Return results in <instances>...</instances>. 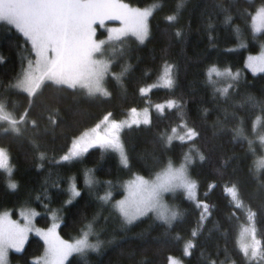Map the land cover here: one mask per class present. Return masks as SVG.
Segmentation results:
<instances>
[{
    "label": "trees",
    "instance_id": "obj_1",
    "mask_svg": "<svg viewBox=\"0 0 264 264\" xmlns=\"http://www.w3.org/2000/svg\"><path fill=\"white\" fill-rule=\"evenodd\" d=\"M124 1L137 7L153 2ZM261 4L264 0H184L177 20L170 23L163 16L176 10V0H163V6L150 19V35L145 42L128 36L127 43L119 45L111 57L110 71L105 78L109 96H88L79 90L46 82L47 86L36 96L28 117L37 120V127L29 126L16 137L0 133V146L8 150L14 166L11 179L17 183L16 188H9L5 174L0 171V210L9 209L16 215L17 206H30L37 210L36 224L44 228L49 223V212L59 209L58 233L67 240L75 238L81 227L92 221L103 245L99 251L89 250L83 258L72 254L65 264L69 260L71 264H85V261L87 264H166L170 254L183 256V264H210L211 261L229 264V260L236 264H264L259 257L248 261L240 252L236 230L243 218V209L235 206L224 190L226 184L235 182L238 185L245 205L256 212L255 226L264 243V169L257 170L254 164L255 153L259 151L255 136L261 130L257 127L254 133L252 123L259 108L247 102L235 103L244 101L248 95L264 101V72H253L245 65L247 54L259 49V42L251 30L250 16L246 18V15ZM226 14L232 16L229 23H224ZM234 25L241 29L240 41ZM174 28L183 30L181 37L175 36ZM261 37H264V30ZM241 41L245 43L240 44ZM30 52L31 46L22 34L0 21V56L4 57L0 60V99H5L8 109L17 115L28 104L27 94L7 86ZM164 60L175 65L174 86L169 89L157 85L141 94L142 85L157 80ZM212 63L238 73L239 79L228 99L219 94L214 96L206 82L204 69ZM125 64L128 68L118 81L111 73H120ZM220 82L221 85L229 83L224 78H220ZM170 98L179 100L180 107H165L163 112L150 107ZM133 107H149L151 125L141 122L122 128L121 140L129 166L122 164L114 151L102 152L97 145L90 147L74 163L58 161L57 157L67 150L72 138L97 122H103L105 113H111V118L118 120ZM53 108L58 109L54 125L48 119ZM180 119L199 133L192 143L205 159L197 156L189 165V173L197 181L198 198L210 206L209 215L187 255L183 253L184 239L174 237L176 233L185 239L189 237L192 228L197 227L200 209L183 192L177 191L171 203L185 214L167 232L162 222L150 215L122 228L110 204H103L99 199L106 191L111 193L110 200L119 199L124 192V182L131 179L133 173L151 177L169 159L179 164L189 143L173 139L170 145H163L159 133L171 130L173 124L179 125ZM218 120L224 126L219 131ZM237 125L244 130L247 139L233 140L232 129ZM260 127L264 131L261 124ZM181 130L178 127L177 131ZM249 139L253 140L251 149ZM37 151L46 155L41 159ZM85 168H91L99 181L92 188L83 182ZM69 176L77 178L81 194L69 204H63L67 199L64 189ZM210 183L213 184L211 188L208 187ZM43 250L42 238L30 234L19 252H10L9 264H28L30 257L41 255Z\"/></svg>",
    "mask_w": 264,
    "mask_h": 264
},
{
    "label": "snow or ice",
    "instance_id": "obj_2",
    "mask_svg": "<svg viewBox=\"0 0 264 264\" xmlns=\"http://www.w3.org/2000/svg\"><path fill=\"white\" fill-rule=\"evenodd\" d=\"M184 0H176L175 11L163 16L167 22H175ZM163 6V0H153L144 7H136L125 3L124 0H0V21L7 22L14 27L26 42L31 46V52L22 63L21 70L16 77L10 81L7 87L20 90L27 94L28 104L18 115L14 110H9L7 101L0 99V133L4 135L20 136L27 127L36 128L37 120L29 119L33 102L47 86L46 82H52L57 86H67V89L79 90L88 96H109L105 87V78L109 74L111 59L104 56V45L107 42L119 44L128 39V34L135 37L136 41L143 43L150 35V19ZM227 13V9H224ZM252 33L264 29V4L258 6L255 11L248 12ZM114 18L120 21L119 26L107 27L108 35L102 39L94 38L96 29L94 22L99 21L104 26V21ZM232 19L230 14L224 17V23ZM236 38L241 40V29L233 26ZM177 38L181 37L182 29H173ZM264 49V43L261 44ZM113 55L115 50H111ZM34 55V59H33ZM4 57L0 56V60ZM245 63L253 72H264V51L258 56L249 55ZM128 68L125 64L120 73H111L118 81L120 76ZM175 65L167 60L163 61L158 81L165 87L171 89L175 83ZM207 84L211 87L213 95L228 99L233 87L237 83L238 73H233L230 68L219 67L216 63L209 64L204 69ZM220 78L229 83L221 85ZM156 85L141 86L139 92L147 93ZM259 108V113L253 118V130L257 131V123L264 127V101H258L255 97L248 95L244 101ZM15 103V102H13ZM169 109L174 106L180 107L181 102L176 99H168L162 103L150 105V107L163 112L164 106ZM130 113L142 112V121L145 125H151L149 107L138 110L135 107L128 110ZM207 111V109H205ZM227 110L225 109V112ZM58 109H51L48 115L49 121L54 125L57 120ZM103 122H97L90 129H85L79 135L72 138L67 150L57 157L58 161L76 162L90 147L99 145L103 151H114L119 155L120 162L129 166V157L121 140V128L125 123H141V117L135 121L117 120L111 118V113H105ZM217 131L224 126L221 121ZM178 127L183 130L176 136ZM233 140L247 139L244 130L237 125L232 129ZM199 133L195 127H189L184 119H180L179 125L173 124L171 130L165 129L159 133V141L163 145H170L173 139L187 141L188 149L179 162L175 164L169 159L162 168L155 172L150 178L132 174V179L124 182L125 195L118 200H110L111 193L104 192L99 199L111 205V211L118 215L122 228H127L136 222L138 218L152 216L155 220L162 222L165 231L181 220L184 211L177 205L171 204L164 199V194L180 190L189 200L195 202L200 209L197 227H193L188 238L181 237L176 233L175 239H184L183 252L187 255L195 243L199 229L203 227L206 217L209 215V205L197 196V181L189 173V165L198 156L204 160L205 156L199 148L192 143L193 138H198ZM264 146V131H260L255 137ZM253 143L248 140L249 148ZM35 147L39 148L36 141ZM37 157L43 158L46 153L37 151ZM223 162V161H222ZM37 167L40 164L37 163ZM13 165L8 150L0 146V171H3L5 182L9 188H16L17 183L11 179ZM257 170L264 169V156L257 158L255 165ZM83 182L85 186L92 188L99 181L95 178L91 168L83 170ZM110 184V181H105ZM58 187V185H57ZM209 188L213 184L208 185ZM225 192L231 197V202L238 208L246 210L247 223L241 226L237 244L246 260L252 261L257 257L264 262V243L258 235L255 226L256 212L245 205L238 185L233 182L225 185ZM67 199L63 204H69L75 197L81 194L78 180L74 176L67 177V186L64 189ZM11 210L0 211V264H9L8 250L15 249L19 252L24 247V241L29 232L35 231L44 241V250L39 256L29 258L28 264H65L72 254L81 258L85 257L89 250L99 251L104 241L99 239L95 232L93 222L88 221L82 227L78 235L71 239H62L56 231L59 209H54L49 215L53 223L47 229L36 228L32 223V217L36 215L34 209L21 207L17 209L18 218L12 219L9 215ZM23 219V223L20 222ZM94 219V218H93ZM90 237H96L94 239ZM241 237H245L241 240ZM71 264V261H68ZM85 264L87 262L85 261ZM168 264H183V261L171 254L168 256ZM210 264H216L211 261ZM223 264V261H221ZM229 264L236 261L229 260Z\"/></svg>",
    "mask_w": 264,
    "mask_h": 264
},
{
    "label": "rangeland",
    "instance_id": "obj_3",
    "mask_svg": "<svg viewBox=\"0 0 264 264\" xmlns=\"http://www.w3.org/2000/svg\"><path fill=\"white\" fill-rule=\"evenodd\" d=\"M125 2V1H124ZM125 3H127V2H125ZM129 4V3H128ZM137 7V6H136ZM142 8V7H141ZM119 24H120V21L119 20H116V19H114V18H109L108 20H105L104 21V26H101V24H100V22L99 21H96V22H94V27H95V29H96V32L94 33V38L95 39H97V40H102V39H104L107 35H108V32H107V27H109V26H112V27H114V26H119ZM263 30L264 29H262L261 31H259V32H256L255 33V39L259 42V49L255 52V53H248L247 54V57L249 56V55H252V56H258L262 51H264V49H262L261 48V44L262 43H264V37H261V34H262V32H263ZM128 36H131V34L129 33L128 34ZM133 37V36H132ZM122 43H124V44H126L127 43V39H124V40H122V42L121 43H119V44H116V43H110V42H107L106 41V43H105V45H104V56H105V58H109V59H111V57L112 56H114L115 54H116V51H117V49H119V45H121ZM245 42L244 41H241L240 42V44H244ZM239 44V45H240ZM238 45V46H239ZM115 50V54L113 55V52L111 51V50ZM246 57V58H247ZM245 65H246V63H245ZM247 66V65H246ZM250 69V68H249ZM251 70V69H250ZM233 73H237V71H232ZM152 85H162L159 81H158V78H157V80H155V82L152 84ZM106 87V86H105ZM108 90V89H107ZM165 107H167V105H165L164 106V108ZM138 110H141V109H138ZM142 112H140V113H130V112H128L123 118H121V119H118V120H131V121H135L137 118H138V116L139 117H141V122H143L142 121ZM102 122V121H101ZM132 123H135V122H132ZM132 123H125V125L124 126H126V125H129V124H132ZM123 126V127H124ZM122 127V128H123ZM257 127L261 130V131H263L262 129H261V127H260V123H257ZM122 128H121V130H122ZM88 129H90V128H88ZM182 131V130H181ZM181 131H177L176 132V136H179V134H180V132ZM260 132V131H259ZM259 132L256 134V136H258L259 135ZM255 136V137H256ZM256 141H257V143H259L258 145H259V151H258V153H255L256 154V156L254 157V164L256 165V163H257V158L258 157H260V156H264V146H262L261 145V143L259 142V140L258 139H256ZM93 146H96V145H93ZM97 146H99V145H97ZM254 148V147H253ZM146 178H150V177H146ZM131 179H132V177H131ZM130 180V179H129ZM124 192H123V195L121 196V197H123L124 195H125V186H124ZM177 191H180V190H177ZM176 191V192H177ZM176 192H169V193H165L164 194V199L167 201V202H169V203H171V199H174V197H175V194H176ZM182 192V191H181ZM120 197V198H121ZM119 198V199H120ZM118 200V199H117ZM103 204H106V202H103ZM172 204V203H171ZM27 207V208H31V209H34V208H32V207H30V206H27V205H21V206H17V208H16V210L17 209H19V208H21V207ZM110 207H111V205H110ZM4 210H9V209H3V210H0V211H4ZM35 210V212H36V215H37V210L36 209H34ZM50 212H52V211H50ZM49 212V213H50ZM9 215L11 216V218L12 219H17L18 218V212L16 211V215H13L12 214V211H10L9 212ZM36 215L35 216H33L32 217V223L35 225V227L36 228H41V229H47L48 227H49V225L51 224V223H53V219H52V217L49 215V223H48V225L46 226V227H40L39 225H37L36 224V221H35V218H36ZM58 215V220H59V222H60V217H59V214H57ZM243 218H241V220L239 221V223H238V226H237V230H236V232H237V238H238V236L240 235V230H241V226L242 225H244V224H246L247 223V216H246V210L245 209H243ZM243 219V220H242ZM20 222L21 223H23V219L22 218H20ZM58 225H59V223H57V226H56V231H57V233H58ZM30 234H36V235H38L35 231H31V232H29V234H28V237H29V235ZM59 234V233H58ZM39 236V235H38ZM60 236V235H59ZM27 237V238H28ZM40 237V236H39ZM61 237V236H60ZM62 238V237H61ZM62 239H64V238H62ZM245 239V237H241V240H244ZM27 240V239H26ZM26 240L24 241V244H25V242H26ZM43 240V239H42ZM65 240H67V239H65ZM11 251H16L15 249H9L8 250V261H9V254H10V252ZM184 253V252H183ZM174 257H178L179 259H181L182 261H183V256L181 257V256H174ZM166 264H168V261H167V263Z\"/></svg>",
    "mask_w": 264,
    "mask_h": 264
}]
</instances>
